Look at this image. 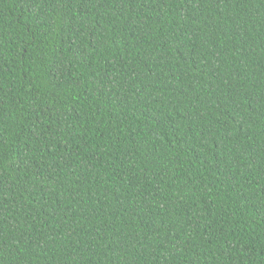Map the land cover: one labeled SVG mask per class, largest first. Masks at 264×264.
<instances>
[{"label": "trees", "instance_id": "obj_1", "mask_svg": "<svg viewBox=\"0 0 264 264\" xmlns=\"http://www.w3.org/2000/svg\"><path fill=\"white\" fill-rule=\"evenodd\" d=\"M0 264H264V0H0Z\"/></svg>", "mask_w": 264, "mask_h": 264}]
</instances>
